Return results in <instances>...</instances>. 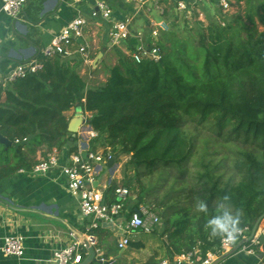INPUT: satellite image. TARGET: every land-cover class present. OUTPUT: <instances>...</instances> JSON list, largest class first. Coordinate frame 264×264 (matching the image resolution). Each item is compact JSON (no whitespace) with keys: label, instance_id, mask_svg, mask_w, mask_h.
<instances>
[{"label":"trees","instance_id":"obj_1","mask_svg":"<svg viewBox=\"0 0 264 264\" xmlns=\"http://www.w3.org/2000/svg\"><path fill=\"white\" fill-rule=\"evenodd\" d=\"M235 4L236 13L222 18L225 25L210 23L196 43L176 36L170 44L168 39L157 40V61L137 62L131 55H120L98 86L91 87L80 74L81 55L39 54L43 69L0 84V134L12 142H0V181L32 168L25 148L72 145L75 150L66 112L80 104L91 113L89 121L97 132L91 139L93 149L110 148L116 160L129 156L126 168L133 169L140 185L141 176L194 157L188 117L199 126L215 125L219 136L227 134L242 146L228 156L233 174L226 181L218 165L200 164L204 170L198 173L199 182L209 184L208 213L198 206L170 207L161 232L171 251L167 264H176L175 255L197 245L204 253L219 245L221 238H210L205 226L225 194L230 196L228 205L240 214L239 227H254L264 217V0ZM142 200L140 195L134 207ZM160 262L155 253L142 264Z\"/></svg>","mask_w":264,"mask_h":264},{"label":"crops","instance_id":"obj_2","mask_svg":"<svg viewBox=\"0 0 264 264\" xmlns=\"http://www.w3.org/2000/svg\"><path fill=\"white\" fill-rule=\"evenodd\" d=\"M109 1L118 18L136 10L135 3ZM96 2L97 0H86L80 7L87 14ZM152 2L164 7H173L177 12L176 0H159L158 2L148 0L145 8L151 9ZM74 14L75 6L70 0H27L18 18L14 19L5 13L1 14L0 84L6 85L4 73L17 62L38 57L40 49L72 19ZM86 16L88 24L85 28L84 40L88 43L89 56L93 62L92 64L83 62L79 72L83 77L87 76L91 80L95 79L96 71L103 64V57L111 54L115 47L109 37L111 24L101 17L93 18L100 20L95 23L89 15ZM134 31H136L135 28ZM101 54L102 57L96 62ZM117 61L114 59L107 62L108 68L114 66ZM108 75L93 85L105 82ZM66 115L69 122L74 121L76 125L75 132L69 130L73 138H76L73 146L78 150L93 149L92 140L87 134L91 129L89 125L91 113L78 104L68 110ZM63 149L72 150V145ZM48 151L47 147H37L36 151L25 148L33 164L45 157ZM119 171L120 165L115 158L111 164L102 169L98 177L99 188L107 187L106 190L110 193V189L120 184ZM89 224V218L81 212L79 199L69 191L67 177L59 169H53L46 174H34L31 168H25L0 181V264H51L50 259L54 251L71 241L70 232L74 230L86 233ZM98 228L95 232L97 248L103 251L106 258L113 260V264H142L156 253L151 251L154 244L151 240H144L142 232L132 233L130 244L123 249L119 248V241L124 236L123 229L108 223H102ZM257 230L260 236L264 234V217ZM8 235L24 238L25 255L23 257L9 256L3 252V239ZM134 242H140L142 246L138 248L133 244ZM155 248L158 250V247ZM140 250L149 251L143 254L138 253ZM82 252L85 259L88 249L83 248ZM161 257L164 256L158 255V259ZM91 264L104 263L97 259ZM214 264H264L263 246L255 254L236 248L217 259Z\"/></svg>","mask_w":264,"mask_h":264},{"label":"built area","instance_id":"obj_3","mask_svg":"<svg viewBox=\"0 0 264 264\" xmlns=\"http://www.w3.org/2000/svg\"><path fill=\"white\" fill-rule=\"evenodd\" d=\"M75 6V14L72 19L51 40L40 49L44 57L61 55L72 57L81 55L87 64H92L93 59L89 56V46L85 42V28L88 24L86 15L91 18L101 17L108 21L110 26L109 37L113 46H121L132 38L138 40L133 51L124 50L137 62L144 58L157 61L160 58V48L151 44L146 45L143 41V33L135 32L133 27L134 16L125 15L118 18L109 0H97L95 6L85 14L80 7L86 0H70ZM124 3H135V8L141 10L148 0H120ZM158 2L159 0H155ZM213 2L215 6L227 13L233 9V0H176V10L194 13L195 9L204 3ZM27 0H1L0 15L7 14L16 19L19 17ZM225 25L223 19L220 20ZM157 36L158 31H153ZM43 69V63L38 57L17 62L4 73V83L11 82L18 77L35 74ZM86 120V119H85ZM86 122V121H85ZM91 126V124H89ZM90 140L97 136V132L91 126L87 133ZM26 140V138L24 139ZM19 142V139H17ZM115 159L110 148H85L76 150H64L52 148L46 157L34 163L31 171L34 174H46L53 169H59L66 177L69 191L79 199L81 212L90 220L86 233L77 231L70 232L71 241L57 248L51 264H79L84 259L83 248L87 249L85 241L96 248V258L104 264H113V260L106 258L103 251L97 248V237L90 233L91 229L98 228L102 223L120 227L124 236L119 241V248L125 249L131 242V234L142 232L152 234L159 230L162 225V217L151 208L139 204L134 207L132 188L126 184H117L109 193L106 188H99V179L102 169L110 160ZM23 170V169H21ZM240 228L236 240L221 238L219 245L209 249L206 253L197 245L191 250L174 256L176 264H214L220 257L231 253L236 248L249 254L258 252L262 243L258 230L253 232V227L245 225ZM2 250L6 255L23 257L25 255L24 238L18 235H8L3 239ZM164 260L160 264H167Z\"/></svg>","mask_w":264,"mask_h":264},{"label":"rangeland","instance_id":"obj_4","mask_svg":"<svg viewBox=\"0 0 264 264\" xmlns=\"http://www.w3.org/2000/svg\"><path fill=\"white\" fill-rule=\"evenodd\" d=\"M152 4L153 6H151ZM152 4H150L151 9L144 7L141 10L136 9L127 13V15L134 16L133 27L136 30L135 32L143 33V41L146 45L154 44L159 39H168L167 43L170 44V40H173L175 36L187 37L196 43L200 33H202L207 25L219 23L222 18L230 19L239 8L236 6L235 0H233L232 11L223 13L213 2H210L200 4L194 13L191 14L181 11L176 12L170 6L164 7L153 2ZM93 20L95 23L100 21ZM155 29L158 31L157 36L153 34ZM134 45L136 46V44ZM134 45L125 42L121 46H114L113 52L103 57V64L96 71L97 75L95 79L89 80L87 76L84 77L87 83L91 87L98 86L93 84L103 80L105 75L109 74V68L112 67L108 68L109 64L107 62H111L114 59L118 60L122 54L128 55L124 50L133 51ZM186 130L194 138L196 144L194 157L180 166L174 165L170 168H161L151 176H141L142 184L140 185L135 182L133 169L130 167L126 168L129 156L120 155L116 160L120 165V184H126L132 188L134 198L131 203L136 204L140 195H142L143 200L139 204H143L157 212L162 217V222L173 205L196 208L201 200H206V191L209 184H205L204 181L199 182L198 173L200 170H204L200 164H210L212 168L218 165L216 170L219 174L223 175V181H226L233 174L229 170V159L231 157L229 158L228 156L231 153L237 152L238 148L242 146L239 142L231 141L230 136L227 134L219 136L217 134V127L215 125L212 126L210 123L206 126H199L187 117ZM98 147L100 149L104 148L101 145H98L96 148ZM162 229L163 223L156 233H142L144 240H151V243L154 244V248H151V251L153 253L156 252L159 256L160 254L164 256L160 258L161 262L164 260L168 261L171 256L168 246L169 242L166 235L161 234ZM155 247H158V250ZM148 251L140 250L138 253L146 254ZM165 257L166 259H163Z\"/></svg>","mask_w":264,"mask_h":264},{"label":"clouds","instance_id":"obj_5","mask_svg":"<svg viewBox=\"0 0 264 264\" xmlns=\"http://www.w3.org/2000/svg\"><path fill=\"white\" fill-rule=\"evenodd\" d=\"M229 200L230 196L225 194L221 202L216 205L215 214L207 219L205 227L210 238L237 239L240 232V214L234 212L228 205ZM198 209L203 213H208L210 211L208 204L204 200L198 203Z\"/></svg>","mask_w":264,"mask_h":264},{"label":"water","instance_id":"obj_6","mask_svg":"<svg viewBox=\"0 0 264 264\" xmlns=\"http://www.w3.org/2000/svg\"><path fill=\"white\" fill-rule=\"evenodd\" d=\"M102 56L99 55L98 58L96 59V62L98 61V59ZM76 125L74 124V121L72 122H69V130L75 132L76 131ZM0 142L4 143L5 145L7 146H10L12 145V142L4 137L2 134H0ZM115 159H112L110 160L109 164H111ZM263 219V217H261L257 222L256 224L254 225L253 227V232H255L257 229H258V226L260 224V221ZM260 240H261V243H262V246H263V251H264V234L260 236ZM86 245H87V249H88V255L87 257L79 264H91L93 262H96L97 261V258H96V248L94 246H91L88 244L87 241H85Z\"/></svg>","mask_w":264,"mask_h":264}]
</instances>
